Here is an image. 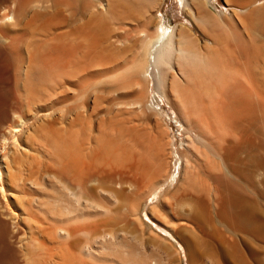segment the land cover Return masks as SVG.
Returning <instances> with one entry per match:
<instances>
[{"label": "bare ground", "instance_id": "obj_1", "mask_svg": "<svg viewBox=\"0 0 264 264\" xmlns=\"http://www.w3.org/2000/svg\"><path fill=\"white\" fill-rule=\"evenodd\" d=\"M220 1L179 0L202 40L165 0H0V264H264V0Z\"/></svg>", "mask_w": 264, "mask_h": 264}, {"label": "rangeland", "instance_id": "obj_2", "mask_svg": "<svg viewBox=\"0 0 264 264\" xmlns=\"http://www.w3.org/2000/svg\"><path fill=\"white\" fill-rule=\"evenodd\" d=\"M218 1H219L220 7L222 9H225V7L222 5L221 1L220 0H218ZM172 6L176 7L175 13L173 11H171ZM161 14L166 15L168 17L167 20H169L168 21L169 24H174L175 22L185 20V18H183L182 14H181V7L179 4V0H165V3H164L163 8L161 10ZM184 22L188 26H190L196 32V34L198 33L197 30L194 29V27L192 26V24L188 20H185ZM197 35L200 36V38L203 40L202 36L199 33ZM161 105L164 107V113L163 114L168 119L169 124L171 125V128H172V131L174 133V138L176 140V147H177V149H180L181 144H182V138H183L182 127H181L180 123L177 121V119L175 118V114L173 113V111L171 109H169V107L167 106V104L165 103V101L163 99H162ZM149 223H151V222L149 221Z\"/></svg>", "mask_w": 264, "mask_h": 264}]
</instances>
